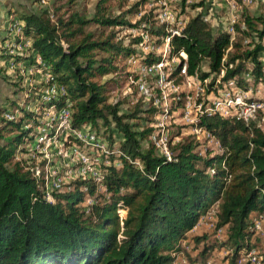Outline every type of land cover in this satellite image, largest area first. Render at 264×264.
<instances>
[{
	"label": "trees",
	"instance_id": "16d2710c",
	"mask_svg": "<svg viewBox=\"0 0 264 264\" xmlns=\"http://www.w3.org/2000/svg\"><path fill=\"white\" fill-rule=\"evenodd\" d=\"M125 1L92 0L89 9L87 0H18L6 10L8 29L0 28V43L12 37L15 45L12 52L1 48L0 59L15 73L22 68L34 74H17L16 80L2 75L12 96L0 102V264H177L178 254L185 264H206L216 249L224 250L221 264H248L239 261V253L260 242L250 215L264 216L262 129L252 121L201 115L197 125L213 134L220 152L207 149L200 155L204 143L192 133L172 134L180 103H171L166 158L147 140L156 111L150 100L139 96L127 113H119L123 99L108 101V91L133 74L126 66L130 56L144 64L160 59L153 50L137 49L141 36L131 29L146 33L153 46L166 34L157 5L137 16L146 0L128 6ZM177 2L183 25L170 39L177 62L167 78L183 80L178 73L184 65L190 82L208 80L204 97L215 95L229 78L235 88L264 87V13L244 12L230 41L226 24L214 29L201 11L188 14L186 0ZM202 5L199 0L190 7ZM40 74L50 79L45 82ZM34 76L36 84L21 86L23 77ZM51 84L62 93H45ZM64 106L70 126L96 133L110 153L107 163L98 164L100 189L75 177L48 201L25 166L39 156L31 155L37 129L50 128L53 114ZM67 139L91 157L97 152ZM87 198L91 203L82 206ZM209 206H215L213 229L223 230L219 241L191 232ZM119 207L126 210L120 221ZM184 240L193 251L180 247Z\"/></svg>",
	"mask_w": 264,
	"mask_h": 264
},
{
	"label": "built area",
	"instance_id": "2783aa9c",
	"mask_svg": "<svg viewBox=\"0 0 264 264\" xmlns=\"http://www.w3.org/2000/svg\"><path fill=\"white\" fill-rule=\"evenodd\" d=\"M177 0H156L155 5L158 6L157 19L160 23L165 24L166 34L161 38L159 46L148 45L149 36L143 31H131L133 33L140 34L141 41L137 44V49L140 52L147 50H153L160 56V59L151 64H144L139 61L138 56H130L126 60L127 69L132 75L129 76L128 83L133 86L134 90L142 96L144 99L150 100L152 106L155 108V115L153 121L150 123V132L148 135V142L163 156L169 158V125L173 121V111H171V103H180V107L177 108L180 112V119L188 121L191 129L190 133L194 138L202 141L203 143L214 142L218 145L217 140L211 132L197 125V120L201 115L217 114L221 118L234 117L240 120L244 124L252 121L256 112L259 109L264 108V98L249 99L246 97V93L250 88L239 89L235 88L234 78H229L224 83V86L217 90L215 95L204 97V86L195 77L191 82H197L196 91L191 93H183L179 90V84L174 81L173 78H167V71L170 66L177 62V55L171 54L172 46L170 39L173 35H178L182 28L183 21L175 14L174 4ZM228 2L229 6H234V0H224ZM249 2L250 0H242ZM237 22L234 18H228L226 23V31L230 33V41L233 40L234 24ZM242 27V26H241ZM230 46L227 47V50ZM179 56L183 59L186 58L183 52H179ZM179 76L188 80L185 75L184 65L180 68ZM221 75V73H220ZM244 78H248V74H243ZM42 80L47 82L50 78L47 74L41 76ZM204 79L203 81H205ZM202 81V82H203ZM219 79L216 80L218 82ZM54 84H51L45 89V93H55L59 91L62 93V88H57ZM129 89V86H127ZM70 112L67 107H62L53 114L52 119L54 122L47 128V130L40 128L36 135L31 149L38 157H41L42 162L38 165L30 167L29 170L32 176L36 179V182L41 187L46 200L51 201V192L59 191L61 188L63 175L59 174L53 169V164L56 162L48 158L44 150L47 147L46 141L49 139H57L62 137L61 144L71 151L72 155L76 157L74 166H69L64 176L67 179L88 178L94 184L96 188L100 189L101 184V171L98 167L100 161L107 163V156L110 153L104 140L99 138L96 133L89 131L88 129L80 130L72 128L69 124ZM73 137L77 139L82 147L86 145L96 149V154L91 157L77 145L70 143L67 139ZM60 139V138H59ZM205 145V144H204ZM219 147V145H218ZM127 159V158H126ZM128 161L132 164H137L135 160ZM118 164V163H117ZM64 178V179H65ZM88 204L91 203V198L86 199ZM250 220L254 232L260 238V247L264 251V216L260 213L253 212L250 215ZM257 250L255 247H251L247 250H242L239 253V261L247 262L248 264H264L263 253ZM206 264H210L208 261Z\"/></svg>",
	"mask_w": 264,
	"mask_h": 264
},
{
	"label": "rangeland",
	"instance_id": "374dc122",
	"mask_svg": "<svg viewBox=\"0 0 264 264\" xmlns=\"http://www.w3.org/2000/svg\"><path fill=\"white\" fill-rule=\"evenodd\" d=\"M18 0H0V18L5 16V13L7 12L6 10H8L10 8V4L11 2H16ZM92 0H87V4L88 6L90 5L89 3ZM137 0H126L125 6H128L130 3H133ZM155 1L156 0H146L145 5H142L139 7V12L137 13V16H140L141 14H144L145 12H147L150 8H152L155 5ZM178 1V0H177ZM174 4V7L176 8L175 14L176 16L179 14V7H180V3L177 2ZM197 2H199V0H186L185 4L187 6H185L186 10L188 11V14H194L195 12H199L201 11L205 18L207 19V21L209 22V25L211 27H213L214 29L216 28H220L223 27L224 24H226V22L228 21V18H234L235 20H239L241 18V16L243 15L244 12H247L249 14L252 15H257L260 13H264V0H250L249 2L247 1H242V0H234V6L231 7L229 6L228 2L224 1V0H203V5L201 7H195V8H191L190 4H196ZM184 4V5H185ZM125 8V7H123ZM90 9V6H89ZM178 13V14H177ZM135 18V17H134ZM132 18V19H134ZM6 19H8V17H6ZM3 27L8 29V24L7 21L4 22ZM1 28V27H0ZM4 29V30H6ZM14 32H18L17 28H15ZM14 40L12 37H10L8 40H6L5 42L0 43V49H6L7 51H11V47L14 46ZM17 47L19 48V45H17ZM1 52V51H0ZM12 52V51H11ZM0 68L2 69L0 71V102H2V99L4 98V96H12V88L11 86H9L5 80L2 78V75L6 76V74H10L11 78L16 80L17 74H22V75H32L34 74L33 70L30 69H25L22 70L19 69L18 73L14 72L13 69H11L10 67H8V65H6L5 63H3V61L0 59ZM202 70H206V66H202ZM43 74L39 75V79L42 78ZM27 79V80H26ZM184 79V78H183ZM38 76L37 78L34 76L30 79L23 77L22 81L23 83H21V86H29L36 84L38 81ZM208 80L206 79L205 81L202 82L203 86L206 84ZM179 84V90H181L183 93H191L193 94L196 89H197V82L193 81L190 82L189 79L188 80H180L178 82ZM127 86H129V89H127ZM250 90H248V92L246 93V97L250 98V99H257L260 100L262 98H264V87L261 83L256 84L254 86H252L251 84H249ZM242 89V88H240ZM205 92V91H204ZM108 101H113L115 99H119L122 100L123 99V103L120 105V111L119 113H127L128 112V108H130L131 103L135 102L136 100H139V94L134 90L133 86L130 85L128 82H125L123 84H120L118 87L116 88H112L108 91ZM205 95V93H203V96ZM176 124L175 126L171 127L172 129V134H174L176 131H181L180 137L182 136H186L187 134H190V131L188 130V128L186 126L190 125V123H188V121L180 119V117H178L175 120ZM252 122L259 127L260 129H262L264 131V108L263 109H259L254 118L252 119ZM180 124H187L184 125V128H180L179 126H181ZM111 128V133H112V139L115 138L117 140L118 134L116 133L115 129H113L112 125H110ZM39 130V129H37ZM106 130V129H105ZM101 132H103V128H100ZM107 131V130H106ZM107 133V132H106ZM63 136H60L59 138L53 140V139H49L46 141L47 147L44 150V152L47 154L48 158L52 159L53 162L55 161L56 164H53V169H55L57 172H59V174L63 175V180H62V184H61V188L60 190H64L67 189V183L71 180V179H67L64 176L66 173V170L68 169L69 166H74L75 161H76V157L74 155H72L71 151L65 146V144H61V140H62ZM216 139V138H214ZM144 144L147 143V141L143 142ZM205 145L203 147L199 148V154H203L205 150H210V151H214V152H220V148L218 147V145L213 141L211 142H207L204 143ZM26 147V145H25ZM20 157V156H19ZM25 155H21L22 159H25ZM41 160V157H38L37 159H35V161H33V163H30L29 160H27V165L25 166L26 169H29L30 167L36 166L39 164V161ZM31 164V165H30ZM117 164V163H115ZM65 178V179H64ZM86 204H88L87 200L83 201L81 203L82 206H85ZM215 206H209V208L206 210V212L198 219V221L195 223V225L192 227L191 232H196V233H204L206 235H208L210 238L216 239L217 241L221 240L223 238V230L219 229V230H214L213 229V212H214ZM126 210L124 208H118L116 210L117 216H118V220L120 221L124 215H125ZM263 224H264V220H263ZM260 240V238H259ZM256 246L255 247L257 250H260V244L259 241L256 242ZM180 247L183 248L185 250V252H191L193 251V244L188 240H184L183 242H180ZM263 253V259H264V251H262ZM224 250H213L211 255H210V259L209 262L210 264H221L222 263V256L224 255ZM177 264H185L184 261V257L182 254H178L177 256Z\"/></svg>",
	"mask_w": 264,
	"mask_h": 264
},
{
	"label": "crops",
	"instance_id": "0c3cea01",
	"mask_svg": "<svg viewBox=\"0 0 264 264\" xmlns=\"http://www.w3.org/2000/svg\"><path fill=\"white\" fill-rule=\"evenodd\" d=\"M5 21H6V16L0 18V27H1V28H4V27H3V24H4Z\"/></svg>",
	"mask_w": 264,
	"mask_h": 264
}]
</instances>
